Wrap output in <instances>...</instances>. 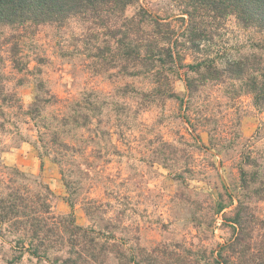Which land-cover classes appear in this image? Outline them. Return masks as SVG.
<instances>
[{
  "label": "clouds",
  "instance_id": "obj_1",
  "mask_svg": "<svg viewBox=\"0 0 264 264\" xmlns=\"http://www.w3.org/2000/svg\"><path fill=\"white\" fill-rule=\"evenodd\" d=\"M0 264H264V0H0Z\"/></svg>",
  "mask_w": 264,
  "mask_h": 264
}]
</instances>
